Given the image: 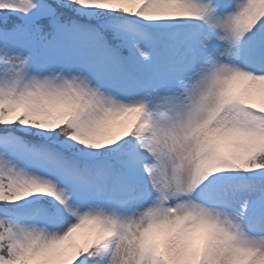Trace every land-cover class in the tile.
Segmentation results:
<instances>
[{
  "label": "snow or ice",
  "instance_id": "1",
  "mask_svg": "<svg viewBox=\"0 0 264 264\" xmlns=\"http://www.w3.org/2000/svg\"><path fill=\"white\" fill-rule=\"evenodd\" d=\"M0 264H264V0H0Z\"/></svg>",
  "mask_w": 264,
  "mask_h": 264
}]
</instances>
